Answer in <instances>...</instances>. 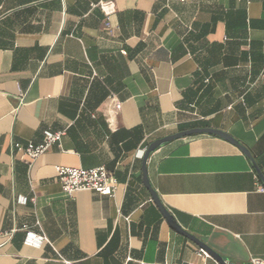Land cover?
Segmentation results:
<instances>
[{"label":"crops","instance_id":"1","mask_svg":"<svg viewBox=\"0 0 264 264\" xmlns=\"http://www.w3.org/2000/svg\"><path fill=\"white\" fill-rule=\"evenodd\" d=\"M198 127L264 172V0H0V264H220L143 183L142 151ZM47 129L65 135L30 164L14 144ZM56 166L106 168L114 196L67 197ZM147 167L182 228L231 264H264L263 183L241 150L196 135Z\"/></svg>","mask_w":264,"mask_h":264},{"label":"built area","instance_id":"2","mask_svg":"<svg viewBox=\"0 0 264 264\" xmlns=\"http://www.w3.org/2000/svg\"><path fill=\"white\" fill-rule=\"evenodd\" d=\"M101 8L106 14L113 12L112 6L109 3H102ZM117 109H121V104H116ZM65 132H54L50 129L44 131V140L41 144L35 145L32 142L27 144L15 143L14 149L20 153L25 154L30 164L42 157L54 144L61 143ZM146 148L142 151H144ZM56 173L58 181L62 187V191L67 197H73L77 192H93L101 196L113 197L118 185V180L114 174L109 172L106 168H70L65 166H56ZM258 192L264 193V186L258 187ZM28 202L25 196H18L17 203L20 205H26ZM47 242L45 236L34 232L33 230H27L24 240V245L32 248H42ZM197 254L200 257H208L209 255L202 249ZM252 264H262V260L253 259ZM186 264V263H184Z\"/></svg>","mask_w":264,"mask_h":264},{"label":"water","instance_id":"3","mask_svg":"<svg viewBox=\"0 0 264 264\" xmlns=\"http://www.w3.org/2000/svg\"><path fill=\"white\" fill-rule=\"evenodd\" d=\"M203 134L219 137L231 143L232 145L236 146L239 150H241V152L251 161L259 179L261 180L264 186V172L260 167L259 163L256 161V158L253 156L252 152L246 146H244L239 140L234 138L228 132L215 128H199V127L185 131H180L175 134L169 135L167 137L153 141L143 153V164H142L143 183L151 193L154 203L159 208L164 218L167 220V222L174 230H176L179 234L183 235L184 237L188 238L189 240L197 244L202 250H204L209 256L217 260L220 264H231L229 261L225 260V258L221 254H219L217 251L211 248L208 244H206L198 237H196L194 234L190 233L189 231L185 230L179 225V223L176 221L172 213L162 203L158 193L153 188L148 175L147 162L150 159L151 155L154 152H156L160 147L176 140L185 139L188 137L203 135ZM250 264H252V262Z\"/></svg>","mask_w":264,"mask_h":264}]
</instances>
